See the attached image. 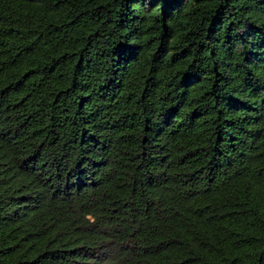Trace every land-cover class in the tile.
<instances>
[{
    "label": "trees",
    "instance_id": "trees-1",
    "mask_svg": "<svg viewBox=\"0 0 264 264\" xmlns=\"http://www.w3.org/2000/svg\"><path fill=\"white\" fill-rule=\"evenodd\" d=\"M0 264H264V0H0Z\"/></svg>",
    "mask_w": 264,
    "mask_h": 264
}]
</instances>
